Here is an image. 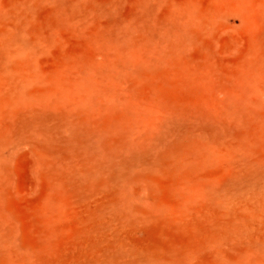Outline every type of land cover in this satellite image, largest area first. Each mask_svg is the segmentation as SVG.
<instances>
[{
    "label": "rangeland",
    "instance_id": "1",
    "mask_svg": "<svg viewBox=\"0 0 264 264\" xmlns=\"http://www.w3.org/2000/svg\"><path fill=\"white\" fill-rule=\"evenodd\" d=\"M263 186L264 0H0V264H264Z\"/></svg>",
    "mask_w": 264,
    "mask_h": 264
},
{
    "label": "bare ground",
    "instance_id": "2",
    "mask_svg": "<svg viewBox=\"0 0 264 264\" xmlns=\"http://www.w3.org/2000/svg\"><path fill=\"white\" fill-rule=\"evenodd\" d=\"M86 78V77H85ZM84 81V80H83ZM82 81V82H83ZM90 81V80H89ZM91 82V81H90ZM87 84L88 82H83L82 84ZM81 84V85H82ZM90 84V83H89ZM88 84V85H89ZM92 85V84H91ZM91 85H89V87L88 86H84V87H86V88H88L87 90H90V88L92 87ZM93 85H94V82H93ZM68 86V85H67ZM80 86V85H79ZM91 86V87H90ZM95 86V85H94ZM75 86H73V88H74ZM82 87V86H81ZM98 87V86H97ZM72 88V89H73ZM96 88V87H95ZM100 88V87H99ZM98 88V89H99ZM71 89V90H72ZM77 89H78V87H77ZM67 90V89H66ZM70 90V89H69ZM69 90H68V92H69ZM75 90V89H74ZM83 90V89H82ZM93 90H94V87H93ZM101 90V89H100ZM99 90V91H100ZM104 90V89H103ZM102 90V91H103ZM67 92V91H66ZM67 92V93H68ZM74 92V91H73ZM87 92H89V91H87ZM109 92H110V90H109ZM90 93V92H89ZM93 93V92H92ZM91 93V95H93ZM95 93V92H94ZM111 93V92H110ZM76 94V93H75ZM84 94H86V93H84ZM111 94H113V93H111ZM67 95H69V94H67ZM114 95V94H113ZM112 95V96H113ZM73 96V95H72ZM72 96H70V97H72ZM109 96V95H108ZM116 96V95H115ZM80 97H81V95H80ZM84 97V96H83ZM92 96H90V98H91ZM117 97V96H116ZM76 98H77V94H76ZM90 98H88V99H90ZM95 98V97H94ZM93 98V99H94ZM75 99V98H74ZM92 99V98H91ZM92 99V100H93ZM106 99V98H105ZM111 99H112V97H111ZM60 100V99H59ZM62 100V99H61ZM64 100V99H63ZM66 100V99H65ZM92 100H91V102H92ZM101 100V99H100ZM99 100V101H100ZM113 100H115V98H113ZM118 100V99H117ZM67 101H68V99H67ZM82 102V100H80V98H79V101L78 102ZM85 101H88V100H84V102H82V103H85L86 104V102ZM95 101V100H94ZM98 101V102H99ZM109 100H106V102H108ZM58 102V101H57ZM69 102V101H68ZM97 102V101H96ZM65 103V102H64ZM95 102H93L92 104L93 105H95L94 104ZM100 103V102H99ZM112 103V102H111ZM114 103H116V101L114 102ZM117 103H118V101H117ZM66 104V103H65ZM88 104V103H87ZM97 105V104H96ZM100 105V104H99ZM80 107V106H79ZM90 107H92L91 105H90ZM94 107V106H93ZM92 107V108H93ZM65 109V108H64ZM80 109V108H79ZM86 109V108H85ZM92 110V109H91ZM138 117V116H137ZM142 118V117H141ZM140 118V119H141ZM142 120V119H141ZM144 120V119H143ZM136 122V121H135ZM143 122V121H142ZM159 123V122H158ZM177 123V122H176ZM135 124V123H134ZM155 124H157V123H155ZM186 124V123H185ZM174 125V124H173ZM178 125H179V123H178ZM177 125V126H178ZM125 126V125H124ZM175 127H176V125H174ZM188 126V125H187ZM187 126L185 127V125L184 126H178L177 128L179 129V131H181V129H182V127H183V129H184V127H185V129H187V131H188V128H187ZM153 127V126H152ZM155 127V126H154ZM153 127V128H154ZM159 127V126H158ZM160 127H161V125H160ZM46 127H44V129H45ZM133 128V127H132ZM155 128H157V127H155ZM164 128V125H162V128H159L160 130H158V128H157V130H153L154 132H157L156 134H154L153 133V135L151 136V137H153V141H152V139H151V141H150V139H149V141L147 140V139H143L142 140V138L141 137H138L136 140H134L133 142H132V144L128 147V149H129V151H131L132 152V156H136V154H138L139 152H140V154H142V152H143V154H145V153H147V155H148V157H145V158H143L145 161H148L149 159H150V154L148 153V152H150V151H146L145 150V148H147V150L149 149V150H151V152L153 151L152 150V148L153 147H155V148H159V147H161L162 145L161 144H163L164 142H167V140H168V142L167 143H169V139H177L176 137L177 136H175V132L174 131H169L168 130V128H166V130H165V128ZM192 128H194V127H192ZM128 129V128H127ZM175 129V128H174ZM183 130V131H186V130ZM195 129L196 128H194V132L195 133H197L198 132V134H200V133H202V132H200L199 133V128H198V131L196 132L195 131ZM206 129V128H205ZM208 129V128H207ZM152 130V129H151ZM168 130V131H167ZM190 130V129H189ZM193 130V129H192ZM192 130H190V131H192ZM46 131H47V129H46ZM182 131V132H183ZM187 131H186V133H187ZM200 131H203L204 132V129H202V128H200ZM206 132H207V130H206ZM209 132V131H208ZM194 133V134H195ZM205 133V132H204ZM92 134V133H91ZM137 134V133H136ZM150 134H151V132H150ZM188 134V133H187ZM190 134V133H189ZM194 134H192V136L194 135ZM177 135V134H176ZM191 135V134H190ZM202 135V134H201ZM207 135V134H206ZM60 136V135H59ZM63 136V135H62ZM179 136V135H178ZM194 136H196V135H194ZM208 136L209 135H207V138H208ZM132 136H130V138H131ZM150 137V138H151ZM180 137V136H179ZM188 137V136H187ZM41 138V137H40ZM87 138V137H86ZM185 138V137H184ZM201 139V138H200ZM205 139V138H204ZM172 140V141H173ZM178 140V139H177ZM188 140V139H187ZM207 139H205V141H206ZM208 140H210V139H208ZM144 141H146V142H144ZM171 140H170V142H172ZM184 141V140H183ZM183 141H182V143H183ZM193 141H195L194 139H193ZM199 141V140H198ZM202 141V140H201ZM144 143V144H143ZM146 143V144H145ZM195 143H196V141H195ZM206 143H208V142H206ZM210 143V142H209ZM165 144V143H164ZM178 144V143H177ZM91 145V147L92 148H89V150H88V154H89V161H91V162H93L94 163V167H95V165H96V167H102V165H103V163H100L99 161H98V158H99V153H101V152H99V150H97L96 148H95V145L94 144H90ZM161 145V146H160ZM172 145V144H171ZM192 145V144H191ZM97 146V145H96ZM166 146V145H165ZM197 146V145H196ZM203 146V145H202ZM205 146H207V144L205 145ZM205 146H203L202 148L201 147H199V148H201V149H203ZM171 147V146H170ZM209 148L208 149H210V145L208 146ZM199 148H198V150H199ZM205 148H207V147H205ZM204 148V149H205ZM167 149V148H166ZM192 150V149H191ZM160 151H162V148H161V150ZM210 151V150H209ZM154 152V151H153ZM200 152H203V150L202 151H200ZM122 153V152H121ZM166 153V152H165ZM205 153V152H204ZM139 154V155H140ZM155 154V153H154ZM118 155H119V153H118ZM178 155V154H177ZM191 155V154H190ZM190 155H189V157H190ZM109 156H110V160L112 159V155L111 154H109ZM165 156V155H164ZM185 157V156H184ZM183 157V158H184ZM189 157H187V158H189ZM195 157V156H194ZM207 157V156H206ZM124 158V157H123ZM158 160V159H157ZM176 160V159H175ZM180 159L178 158V160L177 161H179ZM182 160V159H181ZM114 160H111V164L109 165V169L111 170L110 171V174L111 173H113V172H115V169L116 168H113L114 167ZM126 164V163H125ZM143 164V163H142ZM173 164V163H172ZM117 166H118V164H116ZM135 165V164H134ZM121 166V165H120ZM132 167H133V165H132ZM135 167V166H134ZM134 167H133V169H134ZM147 167V166H146ZM73 168V167H72ZM124 169V168H123ZM125 170V169H124ZM129 172V171H128ZM123 173V172H122ZM121 174V173H120ZM119 175V174H118ZM125 176V175H124ZM98 177H100V176H98ZM115 177H117V176H115ZM118 178V177H117ZM86 179V178H85ZM74 181V180H73ZM94 183V182H93ZM80 184V183H79ZM86 184V183H85ZM115 184V183H114ZM113 184V185H114ZM113 185H110V186H113ZM113 188V187H112ZM126 197V196H125ZM247 198H248V201H250L251 202V205H249V204H247L246 202L247 201H243V200H239L238 202H236L235 203V201H232L231 203H227L228 204V215H227V217L229 216L231 219H230V221L228 222V220L226 221V222H228V225H227V227H225L226 228V231L228 232V233H230V235H234V236H238V238L237 239H243V241L245 242H247L248 243V245L247 244H244L243 243V241H242V245L243 246H245V245H247V246H250V249L249 250H254V248H256V249H258V251H260L261 249L264 251V235H261V230L260 231H258L257 229H260V228H257V229H254V227H253V221L252 220H254V218L257 216V211H259L260 209H262L263 208V206H264V186L262 187V189H260L259 191H257L256 193H251V194H249L248 196H247ZM128 200V199H127ZM235 203V204H234ZM118 205V204H117ZM121 205V204H120ZM117 207V206H116ZM241 212V211H245V214L246 213H248L249 215H251V218L250 217H247V216H244V215H242V217L241 216H239L238 215V212ZM121 213H122V211H120ZM118 213V212H117ZM244 213V212H243ZM118 215V214H117ZM121 215H123V214H121ZM114 217V216H113ZM253 218V219H252ZM114 220V219H113ZM112 221V220H111ZM119 222V221H118ZM226 225V224H225ZM134 227V226H133ZM114 228V227H113ZM111 229V228H110ZM116 229V228H115ZM262 232H264L263 230H262ZM221 234V233H220ZM226 234V233H225ZM219 235V234H218ZM228 235V234H227ZM221 237H223V236H221ZM220 237V238H221ZM225 237V236H224ZM227 237V239H229L228 238V236H226ZM236 237H234V238H236ZM217 238V237H216ZM225 240V239H224ZM1 241V240H0ZM220 242H221V240H219ZM226 241V240H225ZM231 241V240H230ZM224 242V241H223ZM234 242V241H233ZM232 241H231V243H233ZM1 243H2V241H1ZM224 246H225V244H224ZM237 246H238V244H237ZM228 247V246H227ZM246 247V246H245ZM142 248H143V246H142ZM233 248V247H232ZM247 248V247H246ZM230 249V248H229ZM260 249V250H259ZM4 250V249H3ZM221 250V249H220ZM247 250H248V248H247ZM261 250V251H262ZM247 252H250V251H247ZM253 251H251V253H252ZM112 253H113V251H112ZM238 253V252H237ZM246 252H244V254H245ZM251 253H248V254H250V256H251ZM11 254V253H10ZM113 255V254H112ZM111 255V256H112ZM109 256V255H108ZM244 256V255H243ZM247 257H249L248 255H246ZM19 257V256H18ZM221 257H222V254H221ZM16 258V257H15ZM107 258V257H106ZM110 258V257H109ZM114 258V257H113ZM124 258H126V257H124ZM231 258V257H230ZM229 258V259H230ZM245 258V257H244ZM103 260H104V258H102ZM111 259H112V257H111ZM110 259V260H111ZM129 259V258H128ZM228 259V260H229ZM248 259V258H247ZM17 260V259H16ZM236 260V259H235ZM249 260V259H248ZM106 261H107V259H106ZM120 261H121V259H120ZM223 261H224V259H223ZM112 262V261H111ZM225 262V261H224ZM233 262V261H232ZM248 262V261H247ZM13 263H15V262H12V263H10V264H13ZM93 264H95V263H93ZM96 264H100V263H96ZM101 264H103V263H101ZM229 264V263H228ZM235 264H236V262H235ZM238 264V263H237Z\"/></svg>",
    "mask_w": 264,
    "mask_h": 264
}]
</instances>
